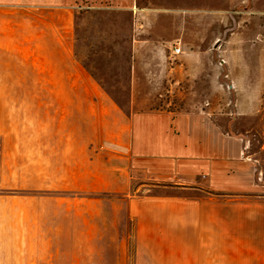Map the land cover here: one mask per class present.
Wrapping results in <instances>:
<instances>
[{
  "label": "crops",
  "instance_id": "obj_1",
  "mask_svg": "<svg viewBox=\"0 0 264 264\" xmlns=\"http://www.w3.org/2000/svg\"><path fill=\"white\" fill-rule=\"evenodd\" d=\"M145 2L0 0V97L36 111L0 133L13 146L2 158L15 155L10 187L128 197L135 185L136 264H264V38L245 32L264 28V11L211 25L227 30L213 53L207 33L198 51L192 23L162 21ZM94 9L129 17L128 101L106 93L80 54ZM164 91L192 100L162 105Z\"/></svg>",
  "mask_w": 264,
  "mask_h": 264
},
{
  "label": "rangeland",
  "instance_id": "obj_2",
  "mask_svg": "<svg viewBox=\"0 0 264 264\" xmlns=\"http://www.w3.org/2000/svg\"><path fill=\"white\" fill-rule=\"evenodd\" d=\"M145 1L147 7L161 9L162 21L173 19L178 23H192L194 27L190 36L198 38L194 42L198 51L205 47L203 39L207 33V45L213 53L217 50V43L212 45L214 39L220 34H224V38L227 30L222 32L211 25L236 26L242 17L239 15L242 9L264 11V0ZM89 15L95 17H83L81 28L83 62L94 77L105 83L102 89L106 93L123 102L128 101L134 92L127 87L130 84L131 48L124 36L130 34L128 15L122 11L96 9ZM109 16L113 19L106 18ZM258 17L254 16L255 22ZM206 22L208 29L201 25ZM105 28L107 36H103ZM245 32L253 41L254 38L256 41L264 38V28L247 27ZM143 92L149 96L150 91ZM160 94L162 105L164 101H173L176 108H184L192 100L190 93L178 95L164 91ZM25 101L30 102L28 99L0 97V133L9 122H21L25 115L36 114L34 108L22 107ZM122 105L129 108L126 103ZM257 135L262 137L264 132ZM262 143L254 141L253 146L260 150ZM8 147L13 146L3 142L0 136V150L5 152ZM6 156L7 161L0 153V264H136L135 227L129 214L128 199L142 195L138 186H132L128 197L12 189L15 155L9 152ZM152 193L178 194L172 188H154Z\"/></svg>",
  "mask_w": 264,
  "mask_h": 264
},
{
  "label": "built area",
  "instance_id": "obj_3",
  "mask_svg": "<svg viewBox=\"0 0 264 264\" xmlns=\"http://www.w3.org/2000/svg\"><path fill=\"white\" fill-rule=\"evenodd\" d=\"M173 51H174L173 52L174 54H177L178 55V54L181 53L182 50H181V48H178L177 46H175Z\"/></svg>",
  "mask_w": 264,
  "mask_h": 264
}]
</instances>
